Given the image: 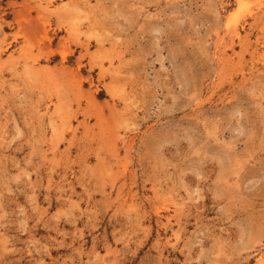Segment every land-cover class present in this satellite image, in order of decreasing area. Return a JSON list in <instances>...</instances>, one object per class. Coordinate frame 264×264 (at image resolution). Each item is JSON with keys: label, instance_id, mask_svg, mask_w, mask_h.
Segmentation results:
<instances>
[{"label": "rangeland", "instance_id": "1", "mask_svg": "<svg viewBox=\"0 0 264 264\" xmlns=\"http://www.w3.org/2000/svg\"><path fill=\"white\" fill-rule=\"evenodd\" d=\"M0 264H264V0H0Z\"/></svg>", "mask_w": 264, "mask_h": 264}]
</instances>
